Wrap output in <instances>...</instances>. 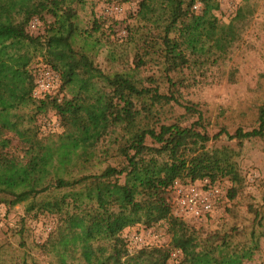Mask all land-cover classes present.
<instances>
[{"label":"trees","instance_id":"1","mask_svg":"<svg viewBox=\"0 0 264 264\" xmlns=\"http://www.w3.org/2000/svg\"><path fill=\"white\" fill-rule=\"evenodd\" d=\"M85 2L0 0V41L61 42L73 56L65 65L43 59L21 95L0 84V207L7 216L24 207L16 229L22 253L0 243V264H40L27 236L29 222L42 216L53 218L46 239L36 242L46 264H264V176L248 180L240 161L248 141H260L264 154V100L235 116L220 107L213 120L180 90L190 72L235 80L227 65L253 9L237 4L224 23L222 0H137L120 40L103 16L79 24ZM112 20L109 28L118 23ZM147 65L160 74L144 73ZM47 72L53 84L43 89ZM50 116L58 129L46 131L41 120ZM124 173L166 208L164 234L153 238L154 221L124 233L103 203L102 179ZM198 181L204 190L228 182L227 211L244 206L246 222L205 230L186 220L173 191ZM212 199V211L193 217L217 212L221 194Z\"/></svg>","mask_w":264,"mask_h":264},{"label":"rangeland","instance_id":"2","mask_svg":"<svg viewBox=\"0 0 264 264\" xmlns=\"http://www.w3.org/2000/svg\"><path fill=\"white\" fill-rule=\"evenodd\" d=\"M235 4L247 5L253 12L249 15L248 25L246 26L243 37L234 49L230 62L227 67L235 69V80L229 77L221 78L218 72L208 73L201 76L199 72H190L185 74L184 84L180 90L184 97L193 99L203 104L210 112L213 120L220 107H224L231 115H238L240 112H251L257 104L264 100V0H235ZM233 4L225 2L221 5L217 14L226 23L235 15L236 7ZM137 0L122 6L118 4L106 3V0H86L85 4L79 9V24L82 27L90 25L95 14L103 16L108 28V32H113L115 38L122 40L127 35V28L130 20L128 17L136 8ZM112 19L118 21L114 28H109ZM128 46L131 47V44ZM72 54L68 45L61 42L51 43H31L29 41H0V84L6 93L21 95L28 88L34 85L31 79L35 67L42 65L43 59L53 60L61 65H65L72 59ZM157 66L151 65L143 68V72L151 74L157 71ZM199 74L198 76H193ZM160 74V72H158ZM43 128L46 131L58 129L55 123V117L41 120ZM45 123V126H44ZM226 143L221 140L219 144ZM243 171L252 181L254 178L264 176V154L263 145L260 141H248L240 156ZM197 186L204 189L205 182L198 181ZM228 182L221 181L211 184L210 188L214 193L221 194L222 199L218 200V211L213 212L210 218H195L189 213L184 214V218L190 223L205 230H214L218 228L227 229L237 221L239 224L246 222L244 216L245 207L237 205L236 213H228L227 208L231 206L225 197V189ZM182 185L178 184L174 188V200L179 195V189ZM209 188V186H208ZM102 201L113 214L114 218L123 226L124 233L137 229L145 225L148 221L157 223L156 228L150 229V232L158 231L159 236L166 226V221L162 217L166 213V208L160 206L150 190V187L141 184L133 176L124 173L117 177H106L101 182ZM221 200V202H220ZM174 211L178 212L174 203ZM24 213L23 205H17L7 216V219L1 229L0 243H4L10 251L16 256L22 253L20 245V234L16 232L19 218ZM52 216H42L29 222L30 230L27 236V244L30 250L37 258L40 264H46L47 259L40 256L41 250L36 247V242L46 239L51 226ZM147 230L144 234H151ZM141 240L147 241L146 236L138 234ZM164 236V235H163ZM11 243V247L7 244ZM264 247V241H263ZM15 260L10 259L8 263Z\"/></svg>","mask_w":264,"mask_h":264},{"label":"built area","instance_id":"3","mask_svg":"<svg viewBox=\"0 0 264 264\" xmlns=\"http://www.w3.org/2000/svg\"><path fill=\"white\" fill-rule=\"evenodd\" d=\"M230 4V7L235 4V0H222ZM236 7V4H235ZM40 86L43 89L48 88L53 84V80L51 79V75L47 72L44 77L39 79ZM179 195L177 199L180 204L184 206L183 210L185 213H189L192 215H198L201 212L212 211L214 208V203L212 199V194L214 193L211 190H204L199 186H194L192 188H180ZM7 219L6 211L3 207H0V231Z\"/></svg>","mask_w":264,"mask_h":264}]
</instances>
